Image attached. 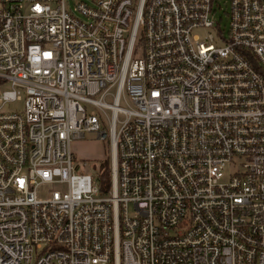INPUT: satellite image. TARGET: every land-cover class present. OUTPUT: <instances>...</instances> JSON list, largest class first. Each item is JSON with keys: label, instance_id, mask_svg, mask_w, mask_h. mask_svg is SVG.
<instances>
[{"label": "built area", "instance_id": "obj_1", "mask_svg": "<svg viewBox=\"0 0 264 264\" xmlns=\"http://www.w3.org/2000/svg\"><path fill=\"white\" fill-rule=\"evenodd\" d=\"M215 3L0 0V264H264V0Z\"/></svg>", "mask_w": 264, "mask_h": 264}, {"label": "rangeland", "instance_id": "obj_2", "mask_svg": "<svg viewBox=\"0 0 264 264\" xmlns=\"http://www.w3.org/2000/svg\"><path fill=\"white\" fill-rule=\"evenodd\" d=\"M79 1L88 2V0H67V5L72 9L75 4ZM215 12L213 13V19L215 22L220 23V28L222 29L223 35L227 37V31L229 28V19H228V0H216L214 5ZM206 33H211L216 35V31L213 29H206ZM8 83H2L0 86V92L4 89H9ZM87 113L99 114L98 110L93 106L85 105ZM23 101L22 100H14V101H5L3 105L0 107V110L3 112L13 113L22 110ZM71 153H72V164L73 167L79 166L77 171L83 172L81 170V166L83 163L86 164L85 170L92 173H96L97 170L103 169V164H106V161L110 160V156L106 149L104 143L97 140L94 133L86 134L84 138H76L71 141ZM241 169L239 162H235V164L228 165L224 170V179H228L230 175L237 173L238 170ZM56 188L54 185L46 186L47 192L49 189ZM46 192V193H47ZM46 193H43L46 194Z\"/></svg>", "mask_w": 264, "mask_h": 264}, {"label": "trees", "instance_id": "obj_3", "mask_svg": "<svg viewBox=\"0 0 264 264\" xmlns=\"http://www.w3.org/2000/svg\"><path fill=\"white\" fill-rule=\"evenodd\" d=\"M104 168L102 173H99V171L96 172V177L101 179V183L103 186H107V183L110 179V170H109V161H106V164H103Z\"/></svg>", "mask_w": 264, "mask_h": 264}]
</instances>
